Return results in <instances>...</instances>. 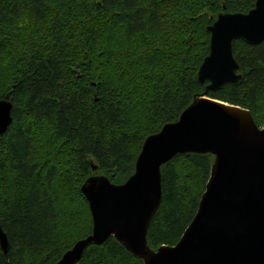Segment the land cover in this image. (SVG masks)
Here are the masks:
<instances>
[{"label": "trees", "instance_id": "1", "mask_svg": "<svg viewBox=\"0 0 264 264\" xmlns=\"http://www.w3.org/2000/svg\"><path fill=\"white\" fill-rule=\"evenodd\" d=\"M256 0H0V100L13 122L0 135V264H56L93 231L82 185L124 183L145 139L207 95L264 124V41H234L241 80L207 90L198 71L221 12ZM212 154L162 166V202L148 243L175 245L195 217ZM97 165V169H93ZM77 264H145L115 237Z\"/></svg>", "mask_w": 264, "mask_h": 264}, {"label": "water", "instance_id": "2", "mask_svg": "<svg viewBox=\"0 0 264 264\" xmlns=\"http://www.w3.org/2000/svg\"><path fill=\"white\" fill-rule=\"evenodd\" d=\"M210 52L198 71L207 91L238 83L243 74L234 41H264V0L249 12H221L208 26ZM13 102L0 100V135L13 122ZM145 149V150H144ZM212 154L214 162L197 213L179 242L157 250L148 243L151 222L162 202V166L178 154ZM97 169V165H93ZM93 231L56 264H77L90 244L115 237L145 264H264V124L248 108L202 95L178 120L149 135L134 173L124 183L104 174L82 185ZM0 245L9 240L0 224Z\"/></svg>", "mask_w": 264, "mask_h": 264}, {"label": "snow or ice", "instance_id": "3", "mask_svg": "<svg viewBox=\"0 0 264 264\" xmlns=\"http://www.w3.org/2000/svg\"><path fill=\"white\" fill-rule=\"evenodd\" d=\"M145 150V149H144Z\"/></svg>", "mask_w": 264, "mask_h": 264}]
</instances>
